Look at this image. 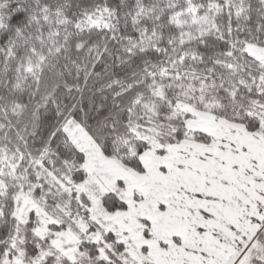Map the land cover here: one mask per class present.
<instances>
[{
  "label": "snow or ice",
  "instance_id": "6c2138e0",
  "mask_svg": "<svg viewBox=\"0 0 264 264\" xmlns=\"http://www.w3.org/2000/svg\"><path fill=\"white\" fill-rule=\"evenodd\" d=\"M0 264H264V0H0Z\"/></svg>",
  "mask_w": 264,
  "mask_h": 264
}]
</instances>
